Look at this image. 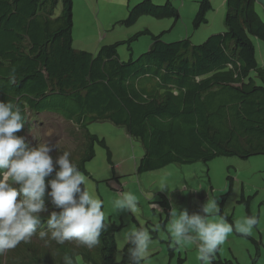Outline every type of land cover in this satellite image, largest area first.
<instances>
[{"label":"trees","instance_id":"1","mask_svg":"<svg viewBox=\"0 0 264 264\" xmlns=\"http://www.w3.org/2000/svg\"><path fill=\"white\" fill-rule=\"evenodd\" d=\"M214 1H197L191 30L186 28L180 39L165 41L164 31L154 34L146 30L102 46L93 56L73 49V0H0V101L17 104L26 121L15 135L25 138L26 130L32 129L28 112L37 116L48 110L71 121V133H81L77 134L81 136L77 142H81L78 147L83 151L77 153L76 164L87 177L85 190L92 178L86 164L95 157L97 144L107 149V160L115 173L106 140L88 129L101 121L123 127L130 138L141 143L147 153L141 170L170 163H207L218 157L248 159L264 155V68L255 65L252 42H264V21L254 0H226L224 5L222 0ZM159 3L143 0L137 3L132 18L130 9L129 18L118 22L128 27L146 15L176 19L178 5L189 9L193 1L186 6L185 0ZM217 5L224 10V30L202 41L201 27ZM147 34L151 36L148 51L122 60L119 47L125 45L133 55L132 42ZM188 49L212 55L215 73L211 79L197 83L186 72L191 71L189 63L184 67ZM40 68L50 77L44 76ZM13 69L14 85L8 83ZM251 69L259 75L249 77ZM62 82L66 88L63 91L58 85ZM170 203L171 197L160 201L165 211ZM52 211L59 209L53 207ZM247 212L250 216V210ZM42 217L46 221L47 215ZM105 223L109 227L100 237L101 244L93 251L84 249L82 260L88 264L128 263V244L121 251L120 261L115 262V232L122 225ZM44 228L42 224L37 235ZM48 240L21 242L10 253L9 264H63L65 255L76 264L75 256L80 254L69 244ZM167 244L170 251L175 249Z\"/></svg>","mask_w":264,"mask_h":264},{"label":"rangeland","instance_id":"2","mask_svg":"<svg viewBox=\"0 0 264 264\" xmlns=\"http://www.w3.org/2000/svg\"><path fill=\"white\" fill-rule=\"evenodd\" d=\"M73 1L75 45L73 48L75 50L98 52L102 46L127 40L135 33L146 30L154 34L164 31L163 39L173 41L180 39L186 28L191 30L192 20L187 17L183 9H180V18L178 19H156L152 15H146L127 27L116 21L129 18L128 9L143 0ZM160 1L162 4L165 2V0ZM161 3L159 4L161 5ZM213 9L214 11L209 12L210 21L207 26L199 32L202 41H205L208 36L224 30V10L218 5L213 6ZM256 11L264 21L263 8L256 5ZM253 42L258 64L263 66L264 44L257 40H253ZM150 43V34L141 35L139 39L132 42L133 55L127 52L125 45L120 46L118 50L121 51L122 60L128 61L132 56L137 58L148 51ZM39 120L42 123H37L34 131L30 134L31 140L36 146L47 140L50 144L55 145L54 153L58 151L60 154L65 151L72 153L77 150L75 136L81 133L76 132V135L71 133L73 126L70 122L51 113L41 115ZM88 129L99 139L106 140L111 152L112 163L121 165L116 170L120 178L106 182L108 179H112L115 173H112L107 160V150L99 144L95 146V157L86 164L92 177L88 179L86 190L93 192L104 202L102 211L105 212L108 224L122 225L115 232L116 262L119 261L121 251L126 243L124 240L126 232L134 228L150 227L155 223H160L161 230L153 233L154 238L150 245L151 252L147 264H179V259H182V264H201V261L197 259L198 242L175 245L172 243L169 228L182 209H187L189 214L199 212L202 206L210 205L215 200L217 209L209 214L210 220H219L220 217H223L222 211L223 215L229 217L235 226L242 222L246 216H249L247 211L250 210V216H256L259 221L252 234L247 236L235 231L234 227L233 232L228 235L224 244L217 250L215 262L253 264V260L256 259L255 264H264V155H255L248 159L218 157L207 163H174L163 169L138 173L137 165L145 150L137 140L127 136L123 127L116 126L109 121H101L89 125ZM78 157V154L70 155V159L74 163H78ZM112 184L125 186L123 193L131 192L138 198V212H120L114 208V202L120 198V193L115 192ZM163 190H167L171 197V213L168 219L166 215L161 217L155 215L149 204L154 195ZM225 195L227 196L223 200ZM243 196L245 201H242ZM173 213L177 215L173 216ZM227 222L230 224V221ZM249 238L255 240L256 243ZM167 242L171 248L175 249L170 251ZM257 255L258 257H256ZM78 258L79 264H88L82 261L81 257ZM215 262L213 264H216Z\"/></svg>","mask_w":264,"mask_h":264},{"label":"clouds","instance_id":"3","mask_svg":"<svg viewBox=\"0 0 264 264\" xmlns=\"http://www.w3.org/2000/svg\"><path fill=\"white\" fill-rule=\"evenodd\" d=\"M188 1L185 0V6ZM192 1L197 4V1ZM225 2L226 0H222L221 4L224 5ZM196 4L192 3L191 8L183 9L187 17L193 21L198 9ZM180 7L179 5L177 7L176 19L180 18V11L182 10ZM136 10L137 4L130 7L128 17L132 18V14ZM212 11H214L213 7L210 12ZM209 14L206 16L205 25L201 28L206 27L210 21ZM103 32L105 31L103 30ZM72 40L74 47L73 36ZM253 40L264 44L258 39ZM253 46L255 65L257 64L258 68H264V65L259 66L258 64L254 42ZM76 51L80 50L77 49ZM95 52L87 53L95 56L98 53ZM187 52L184 67L189 63L191 71L186 72L193 76L197 83L211 79L215 73L212 55L207 57L192 49H188ZM182 54H179L178 62ZM101 57L102 59L107 58V56ZM39 70L47 78L50 77L44 68ZM256 75H259L258 72L252 71V69L248 72V76L251 78L256 77ZM8 83L12 85L16 83L14 69L9 75ZM58 85L61 91L66 90L65 82L58 83ZM49 113L66 120L61 114L48 112V110L43 113L39 112L37 116L28 112V121L33 127L30 131L26 130L25 139L15 135L24 128L26 123L20 107L11 101H0V264H9L10 253L21 242H34L35 244L41 243V240L48 242V237L57 244H69L80 254L75 256V258L77 257L76 264H79L78 257H81L82 260L81 255L84 254V249L93 251V248L100 245V237L109 227L105 223V212L102 211L104 202L93 192L85 190L84 185L87 177L70 159V155L83 151V147H78L81 142H77L78 149L75 152L65 151L62 154L59 151L54 153L55 145L50 144L47 140L37 146L32 142L31 132L34 131L37 123H42L39 117ZM66 121L72 124L71 121ZM76 139L81 140V136H77ZM146 158L147 153L145 151L137 165L138 173L164 168L157 166V168L151 167L148 170H141L140 164ZM120 167L121 165L118 163L113 164L115 176L108 179V182L120 178L116 171ZM112 186L115 188V192L120 193V198L114 202V208L117 211L132 213L139 211L138 198L134 194L131 192L123 193L125 187L123 185L112 184ZM167 198H170L167 190L159 191L149 201V204L155 215L160 217L166 215L168 219L171 213L170 208L165 211L160 204L162 199ZM242 199L245 200L244 196ZM154 201L155 203H153ZM53 207L58 208L59 211H52ZM216 209L215 200L210 205L202 206L199 212L189 214L187 209H182L169 228L172 243L175 245L198 242L197 259L201 261V264H213L215 262L217 250L224 244L228 235L233 232L234 227L235 231L247 236L252 234L253 229L259 223L256 216H246L242 222L235 226L229 224L226 217H220L219 220L215 221L210 220L209 214ZM45 214L47 219L43 221L42 216ZM172 215L176 216L177 214L173 213ZM42 224L46 225V228L40 230L38 236L37 231L42 227ZM160 230L161 224L155 223L150 227L134 228L126 232L124 240L126 241L125 245L128 244V263L125 264H147L151 252L150 245L154 238L153 233ZM62 259L63 264H74L73 259L68 255Z\"/></svg>","mask_w":264,"mask_h":264},{"label":"water","instance_id":"4","mask_svg":"<svg viewBox=\"0 0 264 264\" xmlns=\"http://www.w3.org/2000/svg\"><path fill=\"white\" fill-rule=\"evenodd\" d=\"M255 4L259 5L261 8H263L264 11V0H255ZM264 13V12H263Z\"/></svg>","mask_w":264,"mask_h":264}]
</instances>
